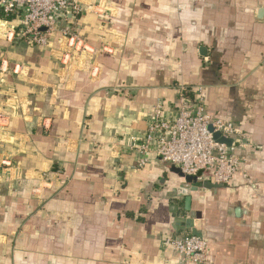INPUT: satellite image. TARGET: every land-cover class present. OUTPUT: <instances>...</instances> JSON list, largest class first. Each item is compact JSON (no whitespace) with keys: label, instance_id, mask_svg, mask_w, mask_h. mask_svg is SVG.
<instances>
[{"label":"crops","instance_id":"crops-1","mask_svg":"<svg viewBox=\"0 0 264 264\" xmlns=\"http://www.w3.org/2000/svg\"><path fill=\"white\" fill-rule=\"evenodd\" d=\"M77 1L47 44L0 29V264H180L190 219L208 264H264V0ZM181 83L242 132L220 187L127 146Z\"/></svg>","mask_w":264,"mask_h":264},{"label":"built area","instance_id":"built-area-1","mask_svg":"<svg viewBox=\"0 0 264 264\" xmlns=\"http://www.w3.org/2000/svg\"><path fill=\"white\" fill-rule=\"evenodd\" d=\"M81 11L77 0H0V29L10 41L44 45L63 19ZM63 32L71 35L68 26ZM178 87L175 108L166 111L163 102L158 101L145 136L133 137L127 144L138 155L137 166H145L148 154L154 153L186 175L228 183L241 169L237 154L242 139L240 128L207 111L201 88L192 92L189 85L181 83ZM215 133L233 139V143L219 142ZM163 242L175 251L180 264H208V242L203 236L168 235Z\"/></svg>","mask_w":264,"mask_h":264},{"label":"water","instance_id":"water-1","mask_svg":"<svg viewBox=\"0 0 264 264\" xmlns=\"http://www.w3.org/2000/svg\"><path fill=\"white\" fill-rule=\"evenodd\" d=\"M44 29V28H43ZM214 137L216 140H218L219 142H223L226 143L227 145H231L233 143V139L231 138H226L224 136H222L220 133H215ZM197 185V183H196ZM193 186L192 190H195L198 186ZM222 184L220 183H215L211 180H205L204 181V186L205 187H209V188H217L220 187ZM188 191L184 190V194H186V206L189 207L190 206V202H191V196L189 195V193L187 194ZM188 226L192 228V233L198 236H202V233L200 231H198L195 227H193L192 224V220L190 219L188 222Z\"/></svg>","mask_w":264,"mask_h":264},{"label":"trees","instance_id":"trees-1","mask_svg":"<svg viewBox=\"0 0 264 264\" xmlns=\"http://www.w3.org/2000/svg\"><path fill=\"white\" fill-rule=\"evenodd\" d=\"M193 98L195 97V94H192ZM208 263V262H207Z\"/></svg>","mask_w":264,"mask_h":264}]
</instances>
